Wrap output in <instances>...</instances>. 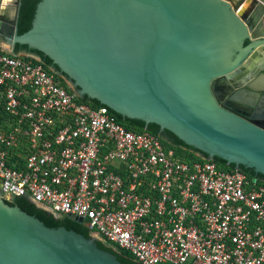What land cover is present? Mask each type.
<instances>
[{
  "label": "water",
  "instance_id": "1",
  "mask_svg": "<svg viewBox=\"0 0 264 264\" xmlns=\"http://www.w3.org/2000/svg\"><path fill=\"white\" fill-rule=\"evenodd\" d=\"M14 5L0 10L1 50H38L80 99L264 175V71L252 62L264 35L245 45L264 0H40L23 33ZM96 239L47 226L0 188V264H132Z\"/></svg>",
  "mask_w": 264,
  "mask_h": 264
},
{
  "label": "built area",
  "instance_id": "2",
  "mask_svg": "<svg viewBox=\"0 0 264 264\" xmlns=\"http://www.w3.org/2000/svg\"><path fill=\"white\" fill-rule=\"evenodd\" d=\"M0 184L140 264H264V180L188 160L1 49Z\"/></svg>",
  "mask_w": 264,
  "mask_h": 264
},
{
  "label": "trees",
  "instance_id": "3",
  "mask_svg": "<svg viewBox=\"0 0 264 264\" xmlns=\"http://www.w3.org/2000/svg\"><path fill=\"white\" fill-rule=\"evenodd\" d=\"M40 0H22V6L20 9V16H19V33H23L27 31L32 26V21L35 15L37 4ZM18 50L26 49L27 46L18 45ZM36 53L41 56V61L45 68L48 70H51V67H55L52 60L49 57H46L42 52L38 50H34ZM58 76V75H57ZM63 84L67 85L66 82L61 78ZM84 102H87L91 104L94 107L103 106L101 102H99L96 99H90L88 96H85L83 99H81ZM117 119L122 122L127 128L135 130V131H149L154 134L161 135L166 138V140H163L164 144L169 147L175 149V151L185 157L188 160L195 161L200 160L204 161L206 159L202 158L199 154L203 155L204 157H207L206 154H203L199 150L195 149L194 147H191L187 144H185L182 140H180L175 134L168 130H164L163 132L160 131L159 125L155 123H149L146 124L144 121L139 119H130V118H124L120 114H117L113 110H111ZM199 153V154H198ZM215 162H217L219 165L224 167L225 169H233L236 168L235 164H227V162L219 157H216L214 159ZM239 169L247 173L249 176L257 177L260 180H264V175L257 174L253 168H248L246 166L240 165ZM6 202L11 205H19L24 211L28 212L31 215H34L41 219L47 226L50 227H58V226H65L68 229H74L79 233L84 234L86 237H90L91 231L88 229L87 226H85L82 223L77 222L73 218H70L68 216H56L53 213L45 210L44 208L38 206L35 202H33L29 197L27 196H16L12 199H7ZM96 242L100 248L103 250L112 252L117 256V258L125 263H132V264H139L134 258L132 257L129 252L118 249L112 245H109L108 243L102 241L101 239H96Z\"/></svg>",
  "mask_w": 264,
  "mask_h": 264
},
{
  "label": "flooded vegetation",
  "instance_id": "4",
  "mask_svg": "<svg viewBox=\"0 0 264 264\" xmlns=\"http://www.w3.org/2000/svg\"><path fill=\"white\" fill-rule=\"evenodd\" d=\"M253 17H255V20H254L255 26L253 27V30L250 32L249 39H247L245 41V45L249 44L250 42L255 41L258 38L262 39L263 38L262 36L264 35V7L263 6H260V7L257 6V10H256V12H254ZM17 52L24 53V56L36 57V58L41 59V56H39V54L36 53L34 50L21 49V50H17ZM260 63H261V65H260ZM254 67H256L261 72L264 71V55L262 56V58H260L258 61H256L254 63ZM161 132H163V131H161Z\"/></svg>",
  "mask_w": 264,
  "mask_h": 264
},
{
  "label": "crops",
  "instance_id": "5",
  "mask_svg": "<svg viewBox=\"0 0 264 264\" xmlns=\"http://www.w3.org/2000/svg\"><path fill=\"white\" fill-rule=\"evenodd\" d=\"M14 1L15 0H0V10H4L8 13H12L13 8L15 7L14 5ZM0 188H1V184H0Z\"/></svg>",
  "mask_w": 264,
  "mask_h": 264
},
{
  "label": "bare ground",
  "instance_id": "6",
  "mask_svg": "<svg viewBox=\"0 0 264 264\" xmlns=\"http://www.w3.org/2000/svg\"><path fill=\"white\" fill-rule=\"evenodd\" d=\"M261 57L258 55V56H255V58H253V64L256 62V61H258L259 59H260Z\"/></svg>",
  "mask_w": 264,
  "mask_h": 264
}]
</instances>
